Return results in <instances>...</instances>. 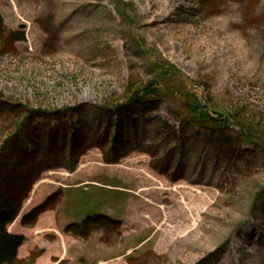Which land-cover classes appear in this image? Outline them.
I'll return each instance as SVG.
<instances>
[{
    "label": "rangeland",
    "instance_id": "1",
    "mask_svg": "<svg viewBox=\"0 0 264 264\" xmlns=\"http://www.w3.org/2000/svg\"><path fill=\"white\" fill-rule=\"evenodd\" d=\"M0 11V101L25 108L0 111V191L21 205L9 232L39 242L17 264H264V0ZM150 82L162 98L116 115ZM191 102L232 123L194 124Z\"/></svg>",
    "mask_w": 264,
    "mask_h": 264
},
{
    "label": "trees",
    "instance_id": "2",
    "mask_svg": "<svg viewBox=\"0 0 264 264\" xmlns=\"http://www.w3.org/2000/svg\"><path fill=\"white\" fill-rule=\"evenodd\" d=\"M6 34H11L8 31L7 26L4 23L0 11V37L5 36ZM16 41H24L25 38L21 34H15ZM163 95L159 87L156 86V83L150 82L143 88L136 90L129 96L126 104L115 107L116 115H119L122 110L128 109L130 113H134L145 108L148 104L152 103L151 100L156 101L162 98ZM7 105L8 111H3L2 106ZM25 108L19 104H9L4 101H0V111L1 112H15L18 110L23 111ZM188 109L191 112L193 123L196 125H201L203 128L207 126L214 127L212 130L221 129L227 127L232 123L231 119L228 116L219 114V117L212 116L206 109V106H202L200 103L196 102L188 103ZM137 114V112L135 113ZM134 114V115H135ZM7 185V184H6ZM20 203L7 191H0V264H17V256L20 247L24 244L26 238L23 235L13 234L9 232L8 226L16 220L20 213ZM46 210L45 205H41L38 208L33 209L30 213L25 215L22 219V224L24 226H33L37 223L40 215ZM102 219V220H101ZM111 220L108 217L102 215H93L86 217L80 225L71 224L67 231L73 233L78 237L83 236L84 238L89 235V230L100 223L106 225L107 222ZM100 222V223H99ZM80 228H84L83 233H77Z\"/></svg>",
    "mask_w": 264,
    "mask_h": 264
},
{
    "label": "crops",
    "instance_id": "3",
    "mask_svg": "<svg viewBox=\"0 0 264 264\" xmlns=\"http://www.w3.org/2000/svg\"><path fill=\"white\" fill-rule=\"evenodd\" d=\"M106 213L107 212H104V211L101 212V210H99V211L96 212V214H104V215H107ZM67 218L68 219L67 220L64 219L63 222L66 221V223H68V222L73 223L74 221H76V220H74L73 217L71 218L70 216H68ZM35 245H36V248L39 245V242H37V238H35V239L33 238L30 242L25 241L24 244H23V246L18 251V260L23 258L22 254H21V251H22L23 247H25L24 249L26 250V252H29L30 251L29 249H34ZM53 257H55V256L51 255L49 257V259L52 260Z\"/></svg>",
    "mask_w": 264,
    "mask_h": 264
}]
</instances>
